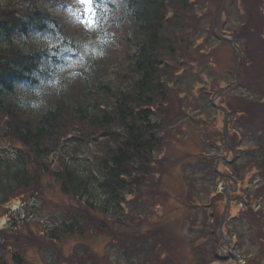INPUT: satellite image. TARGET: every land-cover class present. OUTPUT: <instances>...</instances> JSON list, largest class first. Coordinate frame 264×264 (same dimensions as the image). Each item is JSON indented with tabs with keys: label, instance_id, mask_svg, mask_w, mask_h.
Segmentation results:
<instances>
[{
	"label": "trees",
	"instance_id": "obj_1",
	"mask_svg": "<svg viewBox=\"0 0 264 264\" xmlns=\"http://www.w3.org/2000/svg\"><path fill=\"white\" fill-rule=\"evenodd\" d=\"M207 4V0H96L91 15L84 7L75 17L85 23L81 27L48 0H0V135L28 158H49L52 152L50 160L57 168L51 171L53 178L61 190L67 189L68 195L81 201L80 209H84V214L72 211V225L56 231L55 237L47 235L49 239L70 233L75 225H80L79 232L89 228L87 209L101 213L113 205L121 209V194L136 197L146 175L153 181L147 194L158 201L149 203V212H141L136 223L140 232L160 240L166 237L164 226L149 217L158 207L165 218L164 201L177 212L171 219L169 237L180 233L187 214H196L202 199L199 194L206 189L210 192L212 178L204 180L206 186H196L198 176L188 171L190 166L200 165V154L189 153L193 145L177 136L174 142L179 146L169 152L170 143L160 135L172 121L201 128L200 120L198 124L191 122L192 106L198 110L192 97L204 102L206 95L220 86L218 80L202 77L203 61L198 60L195 46L197 22L202 5ZM51 9L56 18L49 13ZM46 31L51 33L53 47L43 43ZM56 63L72 66V77L64 78ZM179 69L188 73L176 80L173 76ZM247 76L239 78L240 83L248 85ZM202 79L210 84L206 90ZM76 84L80 87L72 93ZM27 93L37 104L23 102ZM236 94L239 92L223 96L232 125L256 132L261 126L248 112V101L237 99L233 107ZM30 105L37 106L36 110ZM252 120V126L246 124ZM240 121L246 123L240 125ZM72 126L90 131L73 148L66 146L67 141L81 139L71 138ZM89 139L96 142L93 151L85 147ZM232 140L235 146V138ZM174 156L178 159L172 161ZM12 172L22 176L27 167ZM164 174H170V182L161 179ZM32 182L17 180L8 188L16 185L17 190H31ZM220 200L217 195L211 202L216 206ZM131 205L135 208L133 201ZM117 214V210L111 213L110 222L106 217L102 234L109 232ZM11 261L13 264L14 258Z\"/></svg>",
	"mask_w": 264,
	"mask_h": 264
},
{
	"label": "rangeland",
	"instance_id": "obj_2",
	"mask_svg": "<svg viewBox=\"0 0 264 264\" xmlns=\"http://www.w3.org/2000/svg\"><path fill=\"white\" fill-rule=\"evenodd\" d=\"M219 61H220V59H219ZM220 63H221V62H220ZM221 64H222V63H221ZM216 67H218L219 72H220L221 69H220V67L217 65V63H216ZM258 68H260V65H258L257 67L252 66V67L250 68V73H251L253 76H260V74L257 72V69H258ZM260 77H261V76H260ZM77 91H78V89H77V88H74V90L72 91V93H75V92H77ZM26 100L29 101V102H32L31 99H30L29 97H26ZM32 109H36V107H32ZM214 115H215V114H214ZM74 130H75V129H71V130H70V132H71V134L73 135V137H74V136H77L78 134H81L80 132L77 133V132L74 131ZM82 134H83V133H82ZM83 135H84V134H83ZM5 143H6V142H5ZM91 147H92V148L94 147L93 143H92ZM52 198H53V195L49 196L48 198L45 199V202L48 203ZM45 205L47 206V204H45ZM49 206H51V205H49ZM125 228L129 231V228H132V226H131L130 224H127V225L125 226ZM130 232H133V230L130 231ZM260 259H261V257L259 256L257 259L254 260L253 264H256L257 262H260Z\"/></svg>",
	"mask_w": 264,
	"mask_h": 264
},
{
	"label": "snow or ice",
	"instance_id": "obj_3",
	"mask_svg": "<svg viewBox=\"0 0 264 264\" xmlns=\"http://www.w3.org/2000/svg\"><path fill=\"white\" fill-rule=\"evenodd\" d=\"M78 2L83 3L85 5V11L91 15L95 10L96 0H78ZM95 23V21H93Z\"/></svg>",
	"mask_w": 264,
	"mask_h": 264
},
{
	"label": "clouds",
	"instance_id": "obj_4",
	"mask_svg": "<svg viewBox=\"0 0 264 264\" xmlns=\"http://www.w3.org/2000/svg\"><path fill=\"white\" fill-rule=\"evenodd\" d=\"M80 7H81V8H84L85 5H84L83 3H80Z\"/></svg>",
	"mask_w": 264,
	"mask_h": 264
}]
</instances>
